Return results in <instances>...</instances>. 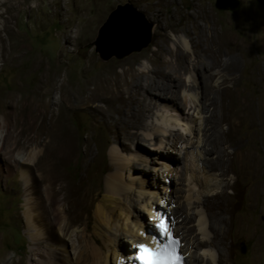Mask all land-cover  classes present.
Here are the masks:
<instances>
[{
    "label": "bare ground",
    "instance_id": "6f19581e",
    "mask_svg": "<svg viewBox=\"0 0 264 264\" xmlns=\"http://www.w3.org/2000/svg\"><path fill=\"white\" fill-rule=\"evenodd\" d=\"M11 1L10 7L16 17L26 9L29 0ZM41 1L47 2V5L53 9L52 16H66L68 9L66 0ZM106 1L108 0L98 2L94 16L87 17L84 28L77 26V32L81 37L85 36L88 39L93 34L95 26L104 16ZM84 2L85 0L78 1L79 5L76 8L78 11L82 10L81 4ZM41 6L37 4L33 11H40ZM189 8L190 10L185 11L177 9L167 21L162 15H157L161 21L158 27L164 30L165 39L171 40L170 37L174 34V40L172 46H166L163 42L156 46L151 58L152 67L146 72L137 71L131 63H128L127 67L121 65V70H117V66H106L102 71L79 80L74 87H71L67 82L64 62H62L63 68L60 63L58 68L53 70L50 63L43 67L37 59L32 58L30 71L34 72L42 68L43 72L37 80L33 95L25 97V104L28 101L31 107L28 126L20 127L16 118L11 144L5 141L4 128L8 123L3 119L5 113L0 112V116H3L0 121V179L18 173L19 179L23 182L25 235L31 242V255L38 257L35 259V264H58L55 253L49 251L53 249V244H47L42 248L43 243L46 242L43 234L54 238L59 233L66 240L75 226L81 228L76 234L79 245L78 250L76 248L75 260H66L67 263L63 264H134L137 260V249L134 246V250L133 247H128L126 242L135 246L144 244L149 249L156 250L160 247L161 240L157 239L155 225L161 216L167 218L171 235L181 239L182 236L174 232L176 222L172 223L170 214L166 212L173 199L167 188L164 187L161 202L143 196L142 192L133 200L134 185L132 183L125 185L121 181V173L125 169L139 170L140 174L151 182V186L157 187L162 173H158L159 170H155L154 167L160 160L173 162V154L183 143L182 136L174 132L177 120L175 116L162 114L156 120L158 127H146V114L155 105L152 100L150 102L146 100L148 94L158 95L166 105L181 113L187 107L189 110L198 109L202 113H207V116L203 117L204 127L199 129V132H203L206 143L205 153L210 156L215 154L216 157L206 158L202 163L210 171H221L223 178L230 172L233 173L234 181L228 183L225 179H221V182L214 183L213 187L209 186L208 182L197 183L201 192H197V195L189 194L185 209L192 205L193 208L203 207L204 210L185 214L184 217V213H180L179 218L183 217L181 222L185 224L187 232L190 234L196 232L192 243L183 245L186 240L182 238L181 246L186 248L183 253L185 264H234L229 254L231 237L237 238L245 230L242 219L233 218L236 187L240 179L254 180L259 177L264 164L262 157L257 155L253 147L246 151L235 150L233 139L242 123H256L258 109L255 100L249 95L242 97L240 94L238 80L235 77L240 69L239 58L233 55L228 60L223 59L227 54L232 55L235 50L226 51L233 41L232 36L226 31L218 30L210 10L201 0H191ZM182 16H186L188 20L178 26L174 21ZM62 20L66 30L61 35L65 44L60 50L69 54L80 47L81 37H75L73 31L75 25L72 19ZM13 27L8 29L9 32L13 37L20 36L19 31L14 30ZM248 38L246 36L245 43L237 46L242 53H245L250 46L251 42ZM61 39L58 38L57 41ZM17 42L13 45L15 50L13 60L22 62L24 53L20 52L22 48L19 46V41ZM10 47L12 50V45ZM10 61V58L0 50V67ZM91 65L93 64L90 58ZM216 69L219 73H223V80L218 85H213L217 76ZM262 72V65L259 63L252 70L250 78L255 79ZM168 79L173 81V85L167 82ZM173 87L175 90L172 89ZM194 87L199 89L198 103L191 101V93V95L185 94L186 98L181 101L179 95L181 90L187 93ZM19 92L21 90L17 89L10 93L11 98H16L13 100L16 112L20 107L19 103L24 99L21 94L18 95ZM75 111L89 115L93 125L101 124L117 141L120 140V130H122L126 139V144L121 146L122 151L128 150V143L136 142L139 144L138 149L147 151L149 156L147 164L140 165L139 161L142 157L136 151L132 154L133 160L126 159L120 152L115 155L105 186L98 193L99 196L102 194V198L96 199L95 221L92 233L90 232L89 235L87 232L90 228L91 215L88 211L93 200V188L71 183L63 172V167L75 159L79 150L76 136L67 123L68 115ZM224 124L227 125L226 128L223 127ZM143 127L147 130L146 140L142 139L139 131ZM146 141L150 142L153 151L142 147V144L146 145ZM164 143L169 146L167 154L164 153ZM84 146L81 182L88 177L87 168L95 156L89 137ZM228 147H233L231 158L226 152ZM28 148H31V151L25 153ZM17 149L20 150L19 154L23 155L21 159L14 155ZM229 187L233 191L232 196L226 191ZM217 188L221 191L216 192ZM131 189L133 192L129 193ZM260 193V184L256 182L249 191L248 206L259 202ZM143 202L146 203L144 208L154 224L152 228L145 222L146 216L142 209L137 210V215H133L132 220L128 219L127 204L132 203L133 207L138 208ZM114 209H117L120 217L116 218ZM123 214H125L124 220L121 219ZM40 223L42 228L39 226ZM165 240L166 237L163 238V243ZM130 250L132 252L124 257V252ZM197 251H202V255H198Z\"/></svg>",
    "mask_w": 264,
    "mask_h": 264
},
{
    "label": "rangeland",
    "instance_id": "374dc122",
    "mask_svg": "<svg viewBox=\"0 0 264 264\" xmlns=\"http://www.w3.org/2000/svg\"><path fill=\"white\" fill-rule=\"evenodd\" d=\"M66 1L68 9L66 16L63 17L61 15L52 16L53 13L51 14V12H53V9L47 5V2H42L41 0H29L26 3V9H24L19 16L15 17V12H13V9L10 7L12 1L0 0V50L11 60L10 63L0 67V112L2 111L5 113V115H3L4 118L0 116V121L1 118H3L8 123L4 131L6 137L5 141L10 144L13 140V125L16 118L20 123V127L24 128L28 126L31 107L28 101L27 104H25V97L33 95L37 80L43 72L42 68L36 69L34 72L30 71L33 57V59H37L43 67H45L47 63H50L53 70L57 69L60 63L61 68H63L62 62H64L67 82L71 87H74L79 80L91 77L94 73L102 71L106 66H117V70H121V65L127 67L128 63H131L137 71L146 72L152 67L151 58L156 46L159 45L160 42L165 43L166 46H172L174 40V34L170 37L171 40L165 39L163 35L164 30L158 27L161 21L158 19L157 15H162L165 21L170 20V15L177 9L181 11L190 10L189 4L191 3V0H108L105 3L104 16H102L95 26L93 34L87 39V37H81L78 34L77 26L80 25V28L86 26L87 17L94 16L96 6L101 0H85V2L81 4L83 8L80 11L76 9L79 5V0ZM237 1L239 2L237 8L233 10H220L216 7L217 0H201L210 10L218 30L226 31L232 36L233 41L230 47L226 48V51L230 52L231 49H235L236 51L234 50L232 55L227 54L223 59L228 60L233 55L239 58L240 69L236 72L235 77L238 80L237 83L241 91L240 94L242 97L249 95L251 99L255 100L258 109V116L255 124L244 122L238 127L236 137L233 139L234 149L246 151L253 147L257 155L260 158L262 157L261 160H263L262 162L264 164V0ZM37 4H40V6L42 5L40 7L41 10L34 12L33 10ZM126 4H131L138 9V11L144 14L147 22L152 24L151 43L141 51L133 52L123 58L119 59L113 56L108 60H103L96 51L95 45L99 32L107 22L111 12L119 5ZM44 13L48 16H45ZM84 14H86V16H84ZM62 19H72L75 25L73 29L75 37H81L80 47H78L76 51H71L69 54L60 50V47L65 44L64 39H61V35L66 30V25L63 23ZM187 20L186 16H182L180 18L177 17L174 22L180 26V24L185 23ZM111 24L108 28L110 34L121 31L120 25L116 23H114L116 25ZM203 24H205V22H203ZM10 27H13L16 31L18 30L20 36L13 37L8 30ZM246 36L249 37L248 39L251 43L250 46L248 45L249 47L246 52L242 53L237 49V46L245 43ZM58 38L61 40L57 41ZM17 41H19V46L22 48L20 52L22 51V53H24L22 62L18 61L19 63L13 60L15 54L13 45L17 44ZM11 45L12 50L10 47ZM190 48L192 52L193 45ZM192 55L193 53L191 56ZM90 58L93 64L91 66ZM191 58L193 59L194 57L192 56ZM259 63L262 65L263 72L257 75L255 79H251V72ZM215 73H217V76L213 85H218L223 80V73H219L218 69L215 70ZM145 79L147 80V78ZM167 82L173 85V81L168 79ZM17 89L21 90L18 95L21 94L20 96L24 97V99L19 103L20 107L16 112L13 106V100L16 98H11L12 96H10V93ZM172 89L175 90L174 87ZM185 94H190L192 96L191 101L198 103L199 89H195L194 87L187 93L181 90L179 94L181 101H184L186 98L187 95ZM146 100L148 102L152 100L153 103H155L153 109L146 114V127H158L156 120L162 114L175 116L177 120L174 132L182 136L183 143L182 146L178 148V152L176 151L177 154H173V162L160 160L159 164L154 167L155 170H159L157 171L158 173H162L157 187L154 188L151 186V182L143 177L139 170L129 171L125 169L126 171L124 170L121 173V181L125 185H129L130 183L134 185L135 191L132 194L133 200L137 198L138 193L142 192L143 196H148V198L151 197L161 202L164 194V187L167 188L166 190L170 192L173 199L169 203V209H167L166 212L170 214L172 223L176 222L174 232L182 236L181 239L183 238L186 240V242H183V245H189L192 243L196 232L193 234L188 233L185 224H183L181 220L185 214L204 210L203 207L193 208L192 205L187 206V210L185 209L189 194L193 193L197 195L201 192L200 185L197 184L199 181L203 183L208 182L209 186L213 187L214 183L219 184L221 179H225L226 182L232 183L234 181V175L230 172L223 178L221 177V171H210L206 169L202 163L206 158L216 157L215 154L210 156L205 153V139L203 132H199V129H203L204 127L203 117L207 116V113H202V111L198 109L189 110V107L184 109V111L182 110L181 113L175 108L166 105L159 99L158 95L155 94L146 95ZM17 113L19 114L17 115ZM67 123L76 136L79 150L75 159L63 167V172L71 183L79 186L82 185L86 188H93V200L88 211L89 215H91L90 228L87 232L89 235L90 232L92 233V227L95 221L94 213L97 202L96 199L97 197L100 199L102 198V194L99 196L98 193L103 190L105 186L106 178L109 174L110 167L114 163L113 158H115V155L120 152L126 159L133 160L134 157L132 154L136 151V153L142 157V160L139 161L140 165H146V162L149 161V156L147 151L145 152L138 149L139 144L136 142L128 143V150L122 151L121 146L126 144L124 132L120 130V140L117 141L114 135L110 132L107 133L101 124L93 125L90 116L86 113L78 111L71 112L67 117ZM223 127L226 128L227 125L224 124ZM139 131L142 139L146 140L148 137L146 128L143 127ZM88 137L91 146L95 150V156L87 168L88 177L81 182V161L85 150L84 143ZM190 142L191 144H189ZM143 146L145 149L153 151L150 142L146 141V145L142 144V147ZM163 147L164 153L167 154L169 146L167 147L166 143H164ZM30 151L31 148H28L25 153H29ZM232 151L233 147L226 148L229 158L232 157ZM19 153L20 150L18 149L14 151V155L18 159H21L23 155ZM169 170L171 171L169 172ZM186 171L188 173H186ZM134 182H136V184ZM256 182H258L261 187L260 200L257 204L248 206L250 202L248 200L249 191ZM144 183L146 185H144ZM220 191V188L216 189V192ZM226 191L232 196L233 191L230 187L227 188ZM131 192H133L132 189L129 193ZM124 201L126 203V199ZM24 202L25 194L23 182L19 179V174L15 173L8 178L3 176V178L0 179V264H35V259H38L37 256L31 255V242L28 236L25 235ZM234 202L235 210L233 218L242 219L245 230L240 233L237 238L231 237L229 247L231 259L234 264H264V165L259 177L256 179H240L238 181ZM127 205L129 207V221L137 215V210L142 209L144 210L143 212L146 216L145 222L148 223V227L152 228L154 226V224H152L153 222H151L150 215L144 208L146 205L145 202L138 206V208L133 207L132 203ZM114 210L116 211V218L120 217L117 209ZM180 213H184L182 218H179ZM125 214L121 216L122 220L125 219ZM40 224L39 226L42 228V224ZM80 229L81 228L78 226L73 227L66 240H64L63 236L59 233L53 238L51 235L47 236L41 232L46 241L43 243L42 248L43 246H47V244H53V249L51 248L49 251L55 253L58 264L67 263L66 260H75L79 245L76 234ZM126 245L128 247L135 246L133 244L131 245L129 242H126ZM185 250L186 248L182 249L183 253ZM131 252V250L126 253L124 252V257ZM197 253L198 255H202V251H197ZM188 258L189 257H187V261H189Z\"/></svg>",
    "mask_w": 264,
    "mask_h": 264
},
{
    "label": "water",
    "instance_id": "95a60500",
    "mask_svg": "<svg viewBox=\"0 0 264 264\" xmlns=\"http://www.w3.org/2000/svg\"><path fill=\"white\" fill-rule=\"evenodd\" d=\"M238 5L237 0H217L216 3V7L220 10H233ZM111 23L120 25L121 31L110 34L108 28ZM151 40L152 24L147 22L144 14L138 9L131 4H126L119 5L111 12L107 22L99 32L95 45L96 51L103 60H108L113 56L120 59L146 48Z\"/></svg>",
    "mask_w": 264,
    "mask_h": 264
},
{
    "label": "snow or ice",
    "instance_id": "6c2138e0",
    "mask_svg": "<svg viewBox=\"0 0 264 264\" xmlns=\"http://www.w3.org/2000/svg\"><path fill=\"white\" fill-rule=\"evenodd\" d=\"M155 227L162 238H168L173 245L179 243L172 237L166 217L161 216L159 223ZM159 243H163V241L161 240ZM134 247L137 249V264H180V256L176 248L169 247L168 244H164L163 247H158L155 251L149 249L144 244H139Z\"/></svg>",
    "mask_w": 264,
    "mask_h": 264
},
{
    "label": "clouds",
    "instance_id": "9594fccd",
    "mask_svg": "<svg viewBox=\"0 0 264 264\" xmlns=\"http://www.w3.org/2000/svg\"><path fill=\"white\" fill-rule=\"evenodd\" d=\"M158 223H159V222H158ZM158 223H157V224H158ZM157 233H158V234H157V239H158V240H163V238L160 237V234H159L158 231H157ZM172 236H173L177 241H179V242L181 243V239H180V238L175 237L174 235H172ZM167 240H168V238H166L165 242H167ZM165 242H164V243H165ZM161 244H162V243H161ZM181 245H182V243H181ZM145 246H146V245H145ZM146 247H147V246H146ZM182 249H183V248H182V246H181L180 254H181L182 256H184V254H183V252H182ZM184 257H185V256H184ZM185 260H186V259H185ZM136 263H137V260H136V262H134V264H136ZM184 264H185V261H184Z\"/></svg>",
    "mask_w": 264,
    "mask_h": 264
}]
</instances>
